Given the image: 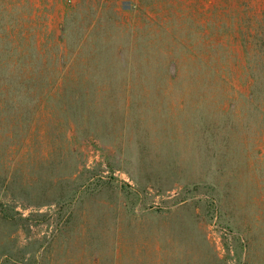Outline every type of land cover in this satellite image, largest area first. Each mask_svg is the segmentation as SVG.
I'll return each mask as SVG.
<instances>
[{
  "label": "rangeland",
  "instance_id": "rangeland-1",
  "mask_svg": "<svg viewBox=\"0 0 264 264\" xmlns=\"http://www.w3.org/2000/svg\"><path fill=\"white\" fill-rule=\"evenodd\" d=\"M5 4L47 95L0 109V264H264V0Z\"/></svg>",
  "mask_w": 264,
  "mask_h": 264
},
{
  "label": "trees",
  "instance_id": "trees-1",
  "mask_svg": "<svg viewBox=\"0 0 264 264\" xmlns=\"http://www.w3.org/2000/svg\"><path fill=\"white\" fill-rule=\"evenodd\" d=\"M8 11L9 6L5 4L2 10L3 15H0V109L1 112H7L11 108L16 110L17 102L13 101V98H17L20 104L28 99V111H34L41 108L42 105V100L38 101L34 98H41L42 95L47 94L45 91L34 90V98L28 95L30 85L35 87L36 85H33L32 82H37L38 76L42 74V70L32 64L33 60L29 50L35 49L39 55L46 45L45 39L44 37L42 39L40 31L37 34H31L32 28L29 30L23 24L14 22ZM60 26L64 27V22ZM238 41L245 43V40ZM52 42L51 44L56 46L58 42L61 43V40L60 38L58 40L53 38ZM245 48L248 50L247 45ZM229 53L231 52L229 51ZM249 60L250 65L248 63L243 68L245 77L240 74L239 68L233 70V74L235 79H244L252 89L251 96H256L260 92V82L264 83V58L258 63H253V59ZM49 89V92H54L52 88ZM50 95L47 100L51 99Z\"/></svg>",
  "mask_w": 264,
  "mask_h": 264
}]
</instances>
